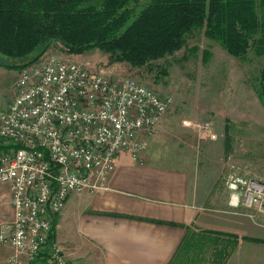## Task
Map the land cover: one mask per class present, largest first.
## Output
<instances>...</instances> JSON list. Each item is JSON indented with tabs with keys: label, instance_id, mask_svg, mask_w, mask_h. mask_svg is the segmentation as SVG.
Returning <instances> with one entry per match:
<instances>
[{
	"label": "built area",
	"instance_id": "2783aa9c",
	"mask_svg": "<svg viewBox=\"0 0 264 264\" xmlns=\"http://www.w3.org/2000/svg\"><path fill=\"white\" fill-rule=\"evenodd\" d=\"M13 89L0 111V138L8 145L0 152V184L11 207L0 241L13 248L12 264L45 252L51 264H69L49 239L67 198L104 188L120 151L141 161V137L161 122L172 99L131 76L56 56L21 68ZM224 182L228 207L264 224V177L230 172Z\"/></svg>",
	"mask_w": 264,
	"mask_h": 264
},
{
	"label": "rangeland",
	"instance_id": "374dc122",
	"mask_svg": "<svg viewBox=\"0 0 264 264\" xmlns=\"http://www.w3.org/2000/svg\"><path fill=\"white\" fill-rule=\"evenodd\" d=\"M147 1L140 0L137 7ZM48 56L67 57L109 76H131L170 96L161 122L142 135V152L160 163L187 170L196 182L197 204L203 208H228L224 182L228 173L264 177V97L259 87L264 53L249 48L244 56H233L207 37L203 28L187 32L179 49L142 65L112 60L98 48L67 53L54 41L41 56L24 65L32 56L11 59L0 53V111L14 95L13 82L20 69ZM0 198L1 223L9 221L11 210L8 189L2 184ZM69 224L57 228V236L61 232L74 237ZM57 239L69 264H76L78 260L69 259L66 244ZM70 243L78 246L75 240ZM13 256V248L0 241V264H12ZM87 259L80 262L94 264Z\"/></svg>",
	"mask_w": 264,
	"mask_h": 264
},
{
	"label": "crops",
	"instance_id": "0c3cea01",
	"mask_svg": "<svg viewBox=\"0 0 264 264\" xmlns=\"http://www.w3.org/2000/svg\"><path fill=\"white\" fill-rule=\"evenodd\" d=\"M141 157L136 162L120 151L104 188L69 195L55 226L69 259L76 264H85L80 262L85 258L94 264H264V224L229 210L227 200L228 208H203L187 170L145 151ZM66 222L74 237L57 236Z\"/></svg>",
	"mask_w": 264,
	"mask_h": 264
},
{
	"label": "trees",
	"instance_id": "16d2710c",
	"mask_svg": "<svg viewBox=\"0 0 264 264\" xmlns=\"http://www.w3.org/2000/svg\"><path fill=\"white\" fill-rule=\"evenodd\" d=\"M0 0V53L41 56L58 42L67 53L98 48L115 61L142 65L179 49L194 28L242 57L264 53V0ZM6 66V64H4ZM264 97V68L259 72ZM8 147L0 138V152ZM53 221L49 239L55 238ZM31 264H51L45 252Z\"/></svg>",
	"mask_w": 264,
	"mask_h": 264
}]
</instances>
